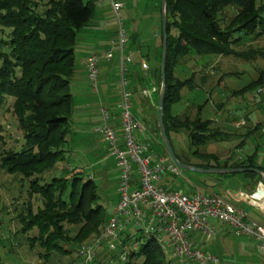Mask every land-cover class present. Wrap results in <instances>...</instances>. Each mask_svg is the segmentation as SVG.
Segmentation results:
<instances>
[{
  "label": "trees",
  "instance_id": "16d2710c",
  "mask_svg": "<svg viewBox=\"0 0 264 264\" xmlns=\"http://www.w3.org/2000/svg\"><path fill=\"white\" fill-rule=\"evenodd\" d=\"M157 1L156 6L161 9L160 0ZM43 5L39 8L35 0H0V107L7 97H12L11 111L22 130L21 144L17 149L0 154V166L9 173L30 179L27 192L37 195L40 204L33 214L28 204L27 212H19L17 219L23 223L20 232L36 228L37 234L32 239L46 256L52 252L67 254L73 248H77V252L81 241L99 235L108 217L104 215L93 179L80 169L70 170L68 166L59 169L58 166L69 156L68 122L73 109L69 86L75 73V35L92 19V1L47 0ZM165 6L167 49L162 122L169 140L171 131L185 130L189 149L193 154H201L199 146L221 133L207 118L180 117L171 112L170 107L181 98L182 88L194 86L195 64L180 61L207 55L264 56L261 49L236 50L264 33V0H166ZM227 9L231 16H226ZM127 32L125 46L129 49L136 44L139 33L128 29ZM160 49L157 65L149 70L158 84L161 81ZM263 83L264 70L242 89L247 91ZM155 131L158 133L156 124ZM254 155L223 166L261 170L254 162ZM176 157L185 164L190 163ZM211 166L219 167L218 164L206 165ZM243 174L260 180L251 170ZM1 217L0 214V227ZM138 232L133 239L125 236L112 252L104 249L101 254L107 261L108 257L113 258L112 264H131L132 259L139 257L138 264L175 263L152 233ZM133 242H137L138 250L131 247ZM124 247L129 248L125 260L121 261L118 255ZM99 255L97 253L91 264L96 263ZM1 257L0 254V264H3Z\"/></svg>",
  "mask_w": 264,
  "mask_h": 264
},
{
  "label": "rangeland",
  "instance_id": "374dc122",
  "mask_svg": "<svg viewBox=\"0 0 264 264\" xmlns=\"http://www.w3.org/2000/svg\"><path fill=\"white\" fill-rule=\"evenodd\" d=\"M35 1L38 2L39 8H41L47 0ZM91 1L93 5L92 19L89 21L87 26L81 28L77 32V35H75V71L79 70V64L86 54H101L106 48H108V46L111 45V39L113 37L114 39L116 38V31L112 33L106 32L108 26H115L116 24V16L110 8V0ZM115 1L123 3L119 16L122 19L121 21L124 26L129 27L132 25H138L139 28L138 33L140 36L136 44L125 50V52L131 56L130 59H132L131 63L128 65L135 64L141 62L142 59H146L149 69L152 70L153 67L157 65L156 57L158 56L161 46V11L158 6H154V2L158 1ZM107 7L110 8V12L112 13H109ZM225 13L226 16H231L228 9L225 10ZM248 41L247 42L250 47L248 45H242L238 46L236 50L245 51L252 48L264 51V33L258 37V39ZM187 61L189 62L187 63ZM180 62L182 64L187 63L188 65L195 64V78L193 79V82H195L197 86L202 87L204 90L187 91L183 89L181 91L180 100L173 104L172 109L179 111L186 109L190 103L201 104L208 96L214 104V102L218 100L214 94L216 89H226L228 93L231 90H236V93L240 94L231 96V98H236L238 103H242V99L246 98L250 103L249 108H252V104L253 108H255L250 111L248 118L253 122L259 119L264 120V83L257 88L250 87L247 91L242 89L248 84V82L256 79L260 71L264 70V56H260L258 54L254 57L250 56L249 58H244L231 55H207L200 58H185ZM218 76H223L221 81H224L225 85H222ZM156 84H158L157 81ZM157 86L156 97L159 93L160 84ZM254 101L256 104L253 103ZM11 102L12 97H7L5 102H3L0 107V126L3 135V140L0 141V154L8 149H17L22 142V130L18 128L17 119L13 116L11 111ZM209 106H211V103L206 102L205 108L207 110ZM245 109L246 108H244V110ZM205 117H207V115ZM97 136H95V138H97ZM169 137L172 146L171 148H173L175 153L180 155L183 153L185 157H191L193 159L192 150L188 147L189 137L185 130L170 133ZM262 140L264 142V137ZM71 146H73V144H69L68 149H72ZM154 148H156V151L160 153H165L161 146H159V148L158 146H155ZM258 151L260 154L263 152V149L261 148ZM68 152L69 156L66 161L58 164V166H60L59 169L67 166L70 167V170L74 168L80 169L86 176L92 178L96 186L95 190H97V194L100 197L99 202L104 207V215L109 217L112 207L117 200V179L115 175L118 167H116L114 163V157L111 156L108 161L96 164V154L93 156L90 152L82 157V153L78 150L74 152L73 149L71 152L70 150ZM179 173L180 174L175 176V178L176 181L180 183L179 187L184 191L189 189L188 185L190 183L199 186L201 189L205 187L202 185L201 181L205 178L204 174L195 173L185 169H181V172ZM29 180L30 179L24 178L19 174L9 173L6 169L1 168L0 166V214L2 216V224L0 227V254L2 256L1 258H3V264H78L79 258L76 255L77 248L74 249L73 247L67 245V248H73L71 252L67 254L52 252L45 256V251L32 239V237L34 238V235L37 234L36 228L26 230L24 233L20 232L23 223L20 219H17L19 212H27L25 211V206L30 204L32 206L33 214L36 211L37 206L40 204L39 197L37 195H30L29 192H27L29 191ZM72 228H75V226ZM140 234V232L137 233L138 236H140ZM145 237L146 235L140 238L141 241ZM91 239L92 237L86 238L81 241L80 245L85 244V242L87 243ZM138 249L139 247L136 248V250ZM98 254L100 255L94 264H108L107 257L101 254V250ZM140 261L141 257L132 259L131 264H138Z\"/></svg>",
  "mask_w": 264,
  "mask_h": 264
},
{
  "label": "crops",
  "instance_id": "0c3cea01",
  "mask_svg": "<svg viewBox=\"0 0 264 264\" xmlns=\"http://www.w3.org/2000/svg\"><path fill=\"white\" fill-rule=\"evenodd\" d=\"M156 5L157 2H154V6ZM108 11L112 13L110 12V8H108ZM126 28L129 32H139L138 25H132ZM115 31V26H108L106 30L108 33ZM113 40L114 37L110 42ZM87 56L88 54L83 57L79 64V70L73 73L74 76L70 81L73 109L68 122L69 130L67 139L68 146L69 144H73V146H71L72 149H69L70 152L73 149L74 152L78 150L82 153V157L90 152L93 156L96 154L97 161L95 163L98 164L108 161L109 157H111L107 154L105 142L103 138H101L102 135L99 131L100 124L102 123L101 112H99L101 106H105L107 112L110 113L107 124L113 126L119 135L121 133L119 111L117 108L118 88L116 86L119 78V74L117 73L118 54L114 52L108 60L100 59L98 84L95 90L92 89V87L90 88V83L85 74L86 70L83 60H85ZM145 61V59H142L141 62L128 65L127 71V85L131 92V111L145 126L144 131L136 133L135 136L141 141L149 142L150 148L154 152L165 155V153H160L154 148L155 146H158V148L161 146L159 133L155 131V124L157 125L156 92L158 86L156 84V79L151 77V71H149L150 69L147 65V61ZM143 62L146 63L147 67L142 69L141 63ZM142 76L144 80L141 79ZM222 77L223 76H218V79L221 81ZM193 83V88L184 87L182 90H204L202 87L197 86L195 82ZM222 85H225L224 81ZM143 89H147L149 93L143 95ZM215 91L214 94L218 100L215 101L214 104L208 96L201 103V105H203L200 109L197 108V105L200 104L196 103L188 104L187 108L184 110L177 111L172 109L173 105L170 109L173 114H177L180 117L187 116L195 118L199 115L203 119L207 118L211 120V126L217 127L221 135L216 139L200 145L199 151L201 154H193V159L191 157H185L183 153L181 155L174 153L181 158L187 159L190 162L188 165L199 168H225L223 166L224 164L229 165L255 154L253 156L254 162L262 168L261 171L264 174V142L262 140L264 137V120L259 119L253 122L248 118L250 111L255 108H253V104L251 106L252 108H249L250 103L244 97L242 103H238L236 98H231V96L240 94L236 93V90H231L228 93L226 89L219 90L218 88ZM255 101L253 102L254 104L257 103V101L256 103ZM206 102L211 103L208 110L205 108ZM244 108L246 109L244 110ZM204 113L207 117H205L206 115ZM254 127H256V129ZM175 132L177 131H171V133ZM95 136H97L98 139L95 138ZM261 148L263 152L259 154L258 150ZM201 164H203V166ZM207 164H218L219 167H206ZM199 174L205 175V178L201 180L202 185L205 186L203 189L190 183L188 185L189 189L184 191L179 187L180 183L176 181L175 176L169 174L162 175L159 185L169 189L182 190L188 196H191L195 190L217 194L231 202L238 207V209H242L248 219L264 226V200L259 205L251 204L246 196L260 184L261 180L255 181L253 178L250 179V177L243 174V172L233 174ZM117 175L118 168L115 175L118 181ZM211 223L215 229L214 236L206 237L198 234L190 237L200 250L215 254L219 259L218 264H264V251H260L257 248L256 240L246 236L235 235L230 227L220 224L215 220H212Z\"/></svg>",
  "mask_w": 264,
  "mask_h": 264
},
{
  "label": "built area",
  "instance_id": "2783aa9c",
  "mask_svg": "<svg viewBox=\"0 0 264 264\" xmlns=\"http://www.w3.org/2000/svg\"><path fill=\"white\" fill-rule=\"evenodd\" d=\"M122 2L110 0V8L116 16V38L101 54H89L84 61L86 77L92 89H96L100 59L108 60L117 52V73L119 74L118 102L120 135L108 125L110 113L100 107L102 123L99 131L109 156L114 157L118 167L117 200L99 235L79 246L76 253L78 264H91L99 251H113L128 235L133 239L138 231L152 233L162 242L164 251L174 264H218V257L200 250L192 241V235L211 237L215 229L211 221L230 227L235 235L250 237L257 242V248L264 251V226L247 218L242 209L217 194L195 190L191 196L182 190L169 189L159 185L162 175L178 176L181 168L169 156L154 152L150 143L139 140L136 133L145 129L142 121L131 110V92L128 89L127 69L131 63L125 52L128 32L119 16ZM141 67L146 68L145 62ZM148 94L147 89L142 90ZM247 196L251 204L259 205L264 200V184H260ZM135 249L137 242L131 243ZM119 253L121 261L126 250ZM108 263H114L108 257Z\"/></svg>",
  "mask_w": 264,
  "mask_h": 264
},
{
  "label": "water",
  "instance_id": "95a60500",
  "mask_svg": "<svg viewBox=\"0 0 264 264\" xmlns=\"http://www.w3.org/2000/svg\"><path fill=\"white\" fill-rule=\"evenodd\" d=\"M161 3V32H162V46H161V54H160V69L159 71L161 72V82L160 88H159V93L157 95L158 100H157V127H158V135L161 137V143L163 145V148L166 150L167 155L173 161L177 166H179L181 169L185 170H190L192 172H197V173H205V174H233V173H241V172H247V171H252L255 172L260 180L261 183L264 184V174L261 170L258 168L250 167V168H243V167H237V168H199L195 167L192 165L185 164L178 160L176 157L173 148H171V143L166 135V131L164 128L163 124V106H164V93H165V60H166V49H167V32H166V0H160Z\"/></svg>",
  "mask_w": 264,
  "mask_h": 264
}]
</instances>
